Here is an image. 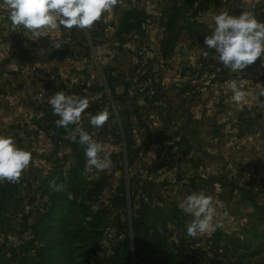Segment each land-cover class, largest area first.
Wrapping results in <instances>:
<instances>
[{"label": "rangeland", "instance_id": "374dc122", "mask_svg": "<svg viewBox=\"0 0 264 264\" xmlns=\"http://www.w3.org/2000/svg\"><path fill=\"white\" fill-rule=\"evenodd\" d=\"M122 1L111 11L119 24ZM83 31L86 38L89 30ZM100 39L94 38L97 47ZM111 52H101V58H112ZM105 70L112 73L114 90L106 89L108 102L102 93L96 114L107 109L110 119L102 128L78 126L108 146L113 166L86 170L84 146L75 142V155L51 167L66 173L60 186L48 190L35 159L19 182L0 181V264H125L129 238L139 245L137 264H264V178L258 182L253 169L207 179L191 175L193 163L176 159L169 145H156L171 140L155 128L150 108L161 99L154 83L139 98L122 72ZM133 85L143 92L140 82ZM243 126L240 121L234 129ZM239 130L242 137L249 132ZM208 183L210 193L201 188ZM193 192L212 196L220 213L215 231L195 238L186 232L191 217L178 207Z\"/></svg>", "mask_w": 264, "mask_h": 264}, {"label": "crops", "instance_id": "0c3cea01", "mask_svg": "<svg viewBox=\"0 0 264 264\" xmlns=\"http://www.w3.org/2000/svg\"><path fill=\"white\" fill-rule=\"evenodd\" d=\"M263 3L123 0L121 17L126 11L143 10L151 21L149 30L117 36L120 24L114 21L113 11L106 15L110 21L102 18L85 33L86 38L83 30L61 28L36 40L22 27L14 28L8 10L0 9V135L13 137L19 147L31 151L38 171L47 180L55 163H66L75 155L72 136L75 133L78 139L76 130L80 127L70 125L57 138V128H40L39 123L44 125L47 117H57L47 99L59 91L87 97L89 108L80 124H90L87 113L96 114L102 93L108 102L105 68H114L125 75L132 84L131 93L137 92L139 98L148 96L146 86L154 83L156 97L161 99L150 108L157 116L155 128L171 140L167 144L159 139L156 145H169L176 159L193 163L191 175L207 179L249 174L253 169L251 176L260 182L264 178V102L259 95L264 57L242 73H230L204 41L214 30L215 14L226 10L240 15L246 8L258 17ZM96 37L104 40L98 47ZM109 50L112 58H101V52ZM199 64L206 67L205 74L192 75L190 71ZM216 72L226 73L224 79H217ZM228 80L238 81L252 94L247 104L239 106L231 100ZM135 81L143 85V92L133 85ZM130 97L137 99L132 94ZM114 104L115 99L111 101L113 111ZM252 113L260 116V124L240 141L234 125Z\"/></svg>", "mask_w": 264, "mask_h": 264}, {"label": "clouds", "instance_id": "9594fccd", "mask_svg": "<svg viewBox=\"0 0 264 264\" xmlns=\"http://www.w3.org/2000/svg\"><path fill=\"white\" fill-rule=\"evenodd\" d=\"M118 0H0V9L8 10L11 25L22 27L36 40L45 37L46 33L65 30H90L106 14L111 13ZM214 30L205 36L207 49H213L219 62L230 73H242L250 65L264 57V22L245 8L240 15L222 11L212 17ZM231 91V100L239 106L249 102L250 92L245 91L236 80L226 81ZM264 96V91L259 93ZM54 116L56 126L67 130L70 125H79L86 114L90 101L87 97L66 94L64 91L55 93L47 99ZM90 125L102 128L110 119V111L105 109L96 115L87 113ZM72 139L84 146L86 170L98 172L110 170L113 166L107 145L95 140L82 128L76 130ZM32 152L18 146L11 136L0 135V181L19 182L22 174L30 167ZM179 209L191 217L186 224L189 237L209 234L216 229L218 212L213 197L204 192H193L180 201ZM225 218L229 217L224 212Z\"/></svg>", "mask_w": 264, "mask_h": 264}, {"label": "trees", "instance_id": "16d2710c", "mask_svg": "<svg viewBox=\"0 0 264 264\" xmlns=\"http://www.w3.org/2000/svg\"><path fill=\"white\" fill-rule=\"evenodd\" d=\"M261 8H262V6H261ZM148 19H149L148 15L143 10L133 9L131 11L126 12L124 14L123 18L121 19L120 28H119V31L117 33V36H126L132 32H136V31L137 32H143L142 26L148 21ZM190 73L192 75H195L197 73V71L195 69L193 71H190ZM225 75H226V73L223 74V73L216 72L217 79L223 80ZM105 77H106L108 88L111 89V91L113 92V90H114L113 87H114L115 81L112 78V73L106 71ZM96 108H97V106H96ZM57 119H58V117H55V118H51V117L48 118L47 117V119H44L42 121L43 122L42 124H44V123L45 124L41 125V123H39L40 124L39 126H40V128H42L45 131H50L51 129L54 130L55 128H57L56 131L59 130L56 132L55 137L57 138L59 135H62L64 133V128H59L56 126L55 121ZM258 119H260V116L252 117L249 120L245 121L244 122L245 130L252 131L258 123ZM129 148H130V146H129ZM71 175L72 174H70V176ZM66 177H67L66 173L63 170H57V171L55 170V171L50 172L48 179H47L49 181L48 182V184H49L48 190H51L53 188V187L51 188L50 185L60 186L62 184V180H64V178H66ZM48 186H47V188H48ZM44 192H46V191H44ZM130 203H132V199H130ZM133 207H134V204H133ZM131 229H132L133 233L135 231H137L134 219H133V223L131 225ZM128 251H129V255H128V258L125 260V264H137V257H138V253H139L140 249H139V245L137 244L135 239H131V238L128 239Z\"/></svg>", "mask_w": 264, "mask_h": 264}, {"label": "built area", "instance_id": "2783aa9c", "mask_svg": "<svg viewBox=\"0 0 264 264\" xmlns=\"http://www.w3.org/2000/svg\"><path fill=\"white\" fill-rule=\"evenodd\" d=\"M257 18H258V20L264 22V3H263L262 8L259 10V14H258ZM150 26H151V21H150V19H148V21L142 26V30L144 31L147 28H149ZM196 71H197V73L195 74V76L204 75L206 72V67L203 64H199L198 67L196 68ZM262 91H264V80H261V82H260V92H262ZM260 100H261V102H264V96H260ZM256 116H259V115H257V113L256 114L252 113V114L248 115L247 117L242 118L240 121L245 122V121L249 120L250 118L256 117ZM259 120L260 119H258V121ZM242 128H244V126ZM242 128L239 127L237 129V131H235V136L238 139L243 138L241 133H240L241 130H239ZM201 188H204L206 193H210V189L212 188V183H208L205 187L203 185V186H201Z\"/></svg>", "mask_w": 264, "mask_h": 264}]
</instances>
